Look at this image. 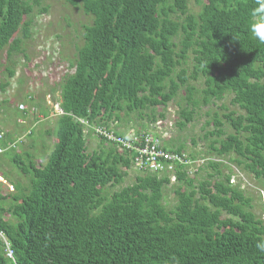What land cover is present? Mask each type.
I'll list each match as a JSON object with an SVG mask.
<instances>
[{"label":"trees","instance_id":"obj_1","mask_svg":"<svg viewBox=\"0 0 264 264\" xmlns=\"http://www.w3.org/2000/svg\"><path fill=\"white\" fill-rule=\"evenodd\" d=\"M65 1L88 22L81 24L73 72L60 80L61 112L47 162L36 165L30 156L25 164L18 154L11 161L27 184L17 182L16 194L0 192V200L11 199L8 206L0 203V232L13 254L6 257L0 238V264H264L256 248L264 241V219L221 162L207 161L212 171L197 187L175 185L172 209L163 202L170 179L192 184L180 167L173 174L137 171L133 183L108 197L103 193L122 182L132 157L130 148L102 132L128 136L127 143L137 145L142 131L126 134L109 123L165 107L184 85L192 110H181L180 127L199 104L232 95L231 104L243 114L224 115L231 133L214 117L208 134L216 139L209 148L264 182V44L248 30L254 0H192L197 12L188 0ZM39 5L0 0V51L8 57L29 36ZM7 75L14 71L7 68ZM196 77L203 80L200 99L187 86ZM89 135L99 141L92 151ZM10 140L7 134L0 147L5 150ZM160 146L185 154L182 146Z\"/></svg>","mask_w":264,"mask_h":264},{"label":"rangeland","instance_id":"obj_2","mask_svg":"<svg viewBox=\"0 0 264 264\" xmlns=\"http://www.w3.org/2000/svg\"><path fill=\"white\" fill-rule=\"evenodd\" d=\"M188 3L191 11L197 12L193 1L188 0ZM41 6L47 7L46 12L39 11ZM33 12L30 34L20 41V51L9 57L6 49L0 51V85L6 83L3 90L0 89V129L4 133L3 138L9 134L11 139L0 154V192L6 194L17 193V182L22 186L27 184V177L11 162L15 155L18 154L25 164L30 156L36 165L42 166L47 162L55 141L56 118L61 112L57 104L60 100V80L62 75L64 77L73 72L70 64H74L76 47L82 42L81 24L88 22L81 10L65 0H40V5L34 6ZM17 36L21 37L20 34ZM7 68L14 71L11 78L7 75ZM187 83L194 89V97L200 99L202 78H190ZM186 92L184 85L165 107L159 105L146 108L140 114L133 112L121 116L117 122L109 123V127L126 134L139 130L156 136L168 147L182 146L193 161L186 169L187 177L192 179L191 186L172 178L163 188V202L168 209L176 204L175 185L187 190L197 187L212 171L205 166L207 161H214L233 170L230 182L240 185L250 195L253 211L264 219V182L256 181L227 156L218 157L209 148V144L216 139V136L208 134L213 129V118L217 117L223 123L225 133H231L233 128L225 121L224 115L231 111L236 116L243 111L231 104L232 95L226 94L222 100H212L208 105L199 104L194 108L191 120L180 127L181 110H192V106L186 103ZM20 104L23 109L19 108ZM98 142L97 137L89 135L88 150L96 149ZM224 166H221V171L226 173ZM137 174L132 165L119 185L103 188L104 195L108 197L119 188L133 183ZM10 201L6 198L0 203L8 206ZM4 215L13 220L8 213Z\"/></svg>","mask_w":264,"mask_h":264},{"label":"built area","instance_id":"obj_3","mask_svg":"<svg viewBox=\"0 0 264 264\" xmlns=\"http://www.w3.org/2000/svg\"><path fill=\"white\" fill-rule=\"evenodd\" d=\"M23 109V105H19ZM97 131V130H96ZM99 131V130H98ZM107 140H114L121 147L130 148L129 153L132 157V165L138 172H149L160 174H173L175 168H187L193 161L187 158L186 154H180L175 151L164 150L161 148L159 139L149 133L143 132L137 138V145L127 143L128 136H114L110 132H102ZM3 140L2 132L0 131V141ZM4 148L0 147V153ZM173 178V177H172ZM0 238L5 245V255L9 259H13L12 251L8 242L0 232Z\"/></svg>","mask_w":264,"mask_h":264},{"label":"clouds","instance_id":"obj_4","mask_svg":"<svg viewBox=\"0 0 264 264\" xmlns=\"http://www.w3.org/2000/svg\"><path fill=\"white\" fill-rule=\"evenodd\" d=\"M250 16L251 19L248 25V30L260 44H264V0H254V7L251 9ZM233 39L238 40L235 37H233ZM256 248L264 253V241L258 242Z\"/></svg>","mask_w":264,"mask_h":264}]
</instances>
